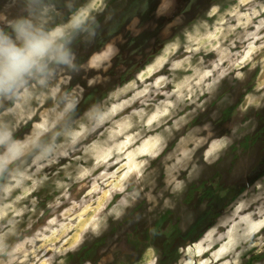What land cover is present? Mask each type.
I'll use <instances>...</instances> for the list:
<instances>
[{
  "label": "rangeland",
  "instance_id": "rangeland-1",
  "mask_svg": "<svg viewBox=\"0 0 264 264\" xmlns=\"http://www.w3.org/2000/svg\"><path fill=\"white\" fill-rule=\"evenodd\" d=\"M85 9L75 68L0 94V264H264V0H0V32Z\"/></svg>",
  "mask_w": 264,
  "mask_h": 264
},
{
  "label": "clouds",
  "instance_id": "clouds-1",
  "mask_svg": "<svg viewBox=\"0 0 264 264\" xmlns=\"http://www.w3.org/2000/svg\"><path fill=\"white\" fill-rule=\"evenodd\" d=\"M92 11L78 10L70 15L64 24H58L48 31L36 29L31 22L18 17L14 31L17 38L23 41L22 46H17L10 36L0 32V94L12 92L16 85L26 76H30L34 70L42 71L46 67L47 60H56L75 68L73 61L76 57L70 47L73 33L84 30L83 26ZM95 19V16H92V20ZM91 35L94 37L95 32ZM0 145L5 146L6 150L4 155H0V171H2L11 159L19 155L22 145L19 141H12L10 131H0Z\"/></svg>",
  "mask_w": 264,
  "mask_h": 264
},
{
  "label": "bare ground",
  "instance_id": "bare-ground-1",
  "mask_svg": "<svg viewBox=\"0 0 264 264\" xmlns=\"http://www.w3.org/2000/svg\"><path fill=\"white\" fill-rule=\"evenodd\" d=\"M180 122H182V121H177V123L179 124ZM137 128V127H136ZM151 132V129L149 128V126L148 127H146V128H140V129H136V133H135V137H137V136H146V134L148 135L149 133ZM192 132H195V130H193V131H191V133ZM186 140H190V137H187L186 138ZM109 167H111V166H109ZM203 255V254H202Z\"/></svg>",
  "mask_w": 264,
  "mask_h": 264
}]
</instances>
